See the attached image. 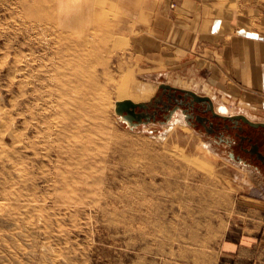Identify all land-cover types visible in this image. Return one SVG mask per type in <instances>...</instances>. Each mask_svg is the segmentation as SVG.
<instances>
[{
	"label": "rangeland",
	"instance_id": "obj_1",
	"mask_svg": "<svg viewBox=\"0 0 264 264\" xmlns=\"http://www.w3.org/2000/svg\"><path fill=\"white\" fill-rule=\"evenodd\" d=\"M165 1L95 0L69 31V44L87 36L88 44H109L100 58L111 77L103 88L110 104L102 130L111 138L82 169L58 158L60 144L38 133L34 114L43 94L42 65L50 63L44 44L63 41L53 43L49 32L31 27L22 0H0V199L6 201L0 264H230L221 244L264 212V200L250 196L258 183L264 186V174L232 160L225 145L186 122L189 139L173 143L165 134L170 121L130 129L118 119L115 103L134 101L133 81L155 86L136 102L150 101L163 83L214 97L215 107L223 101L218 90L204 88L206 74L186 53L175 59L172 44H150L155 35L148 28ZM103 71L98 66L101 81ZM237 106L228 105L230 114H239ZM248 110L249 118L264 121L263 110ZM115 137L131 138L132 149L143 141L153 145L123 160L113 155ZM148 151L162 156L157 171L149 167ZM61 171L76 179L69 188Z\"/></svg>",
	"mask_w": 264,
	"mask_h": 264
},
{
	"label": "bare ground",
	"instance_id": "obj_2",
	"mask_svg": "<svg viewBox=\"0 0 264 264\" xmlns=\"http://www.w3.org/2000/svg\"><path fill=\"white\" fill-rule=\"evenodd\" d=\"M94 2L95 0H22L23 14L30 18L31 27L37 32L39 30L49 32L51 40L53 39L57 43L59 39L63 41V44H44L51 54L48 59L50 63L42 65L44 70L38 79L42 83L43 89L42 96L36 98L40 100V106L37 108V113L34 112L38 116L37 122L40 124H38V133L43 135L45 141L51 140L60 144L57 156L62 159L63 163L67 165L73 163L82 169L85 167L84 163L92 164L94 158L97 157V145L107 142L111 138L102 132L110 104L109 93L103 88L107 86L108 81H111V77L107 62L100 58L101 52L109 44H88V36L78 43H68L70 41L69 31L79 27V20L87 13L89 14ZM98 66L104 69L102 81L97 73ZM191 76L194 80V74ZM203 85L208 91L211 89L208 83ZM130 89L134 98L132 101L136 102L135 100L151 96L155 91V86L148 82L133 81ZM211 99L215 103L214 97ZM216 110L220 114L231 115V111L224 101L216 106ZM236 113L250 119L249 113H246L245 110L241 109ZM185 125L180 114L176 115L165 127L168 140L173 143L186 142L190 135L187 133L189 130ZM159 135L163 137V134ZM111 141L117 144L113 155L123 160L129 153L134 154L142 149L150 150L148 146L153 145L148 141H143L141 148L132 149L133 140L129 137H115ZM148 152L146 159L149 158V167L157 171L159 158L162 156ZM207 155L205 154L206 157ZM154 158H156L155 163ZM58 176L64 187L76 182V179L68 177L66 172L61 171ZM5 203V199H0V208L6 206Z\"/></svg>",
	"mask_w": 264,
	"mask_h": 264
},
{
	"label": "crops",
	"instance_id": "obj_3",
	"mask_svg": "<svg viewBox=\"0 0 264 264\" xmlns=\"http://www.w3.org/2000/svg\"><path fill=\"white\" fill-rule=\"evenodd\" d=\"M263 9L264 0H166L148 28L155 35L150 44H172L175 59L186 53L225 104L264 111ZM263 187L251 191L253 201L264 200ZM252 218L220 246L230 264H264V212Z\"/></svg>",
	"mask_w": 264,
	"mask_h": 264
},
{
	"label": "flooded vegetation",
	"instance_id": "obj_4",
	"mask_svg": "<svg viewBox=\"0 0 264 264\" xmlns=\"http://www.w3.org/2000/svg\"><path fill=\"white\" fill-rule=\"evenodd\" d=\"M209 98L212 104L196 100L181 88H159L148 104L144 108L137 107L135 112L144 114L142 120L146 123L160 124L168 123L180 114L193 129L225 145L227 155L232 154L236 162L251 165L264 174V127H253L241 120L223 118L239 114H220L214 101Z\"/></svg>",
	"mask_w": 264,
	"mask_h": 264
},
{
	"label": "water",
	"instance_id": "obj_5",
	"mask_svg": "<svg viewBox=\"0 0 264 264\" xmlns=\"http://www.w3.org/2000/svg\"><path fill=\"white\" fill-rule=\"evenodd\" d=\"M159 88L162 89H174L175 87H172L168 84H160ZM182 91H185L187 94L193 96L198 101H206L209 104H212V101L208 96H199L195 92L182 89ZM149 101H142V102H133L130 99L117 101L115 103V112L118 115V119L122 122H124L127 127L130 129H133L137 126H139L142 123H146L142 120V117L144 114H138L135 112V109L137 107L144 108ZM217 115V114H214ZM223 118L229 119V120H241L244 123L249 124L253 127H264V122H252L249 119H247L244 115H232V116H222ZM231 159L234 160V157L232 154L229 156Z\"/></svg>",
	"mask_w": 264,
	"mask_h": 264
}]
</instances>
